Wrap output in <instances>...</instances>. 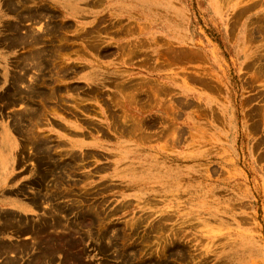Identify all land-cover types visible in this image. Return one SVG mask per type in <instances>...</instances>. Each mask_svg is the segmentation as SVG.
<instances>
[{"label":"rangeland","instance_id":"rangeland-1","mask_svg":"<svg viewBox=\"0 0 264 264\" xmlns=\"http://www.w3.org/2000/svg\"><path fill=\"white\" fill-rule=\"evenodd\" d=\"M20 181L0 264H264V0H0Z\"/></svg>","mask_w":264,"mask_h":264},{"label":"crops","instance_id":"crops-1","mask_svg":"<svg viewBox=\"0 0 264 264\" xmlns=\"http://www.w3.org/2000/svg\"><path fill=\"white\" fill-rule=\"evenodd\" d=\"M27 185H28L27 181H24V183L23 181H20V182H15L12 185L6 186V184H4L0 186V189L6 190L0 193V203L1 204L3 203L6 205L7 204L6 200H13L12 201L14 203L13 206H15V209H17L16 212L19 216L17 219H19L20 223H21V218H26V217L32 218L38 215L35 209L32 210L29 207V205L23 204L19 201H15V200H18V197L21 194L25 196L28 195L31 198L32 195H31L30 190H28L29 187ZM9 195H11V197ZM2 210H5V209H2ZM27 233H30V231L29 230L25 231V229L23 230L17 229L16 231H9L5 229L4 227H0V241H8L10 239L25 241L28 237H30V235H33V234L27 235Z\"/></svg>","mask_w":264,"mask_h":264},{"label":"bare ground","instance_id":"bare-ground-1","mask_svg":"<svg viewBox=\"0 0 264 264\" xmlns=\"http://www.w3.org/2000/svg\"><path fill=\"white\" fill-rule=\"evenodd\" d=\"M37 40H38V39H37ZM36 52H37V51H36ZM34 53H35V52H34ZM37 54H40V53L38 52V53H36V55H37ZM34 55H35V54H34ZM38 58H39V57H38ZM41 61H42V60H41ZM40 167H41V166H40ZM38 168H39V167H38ZM39 171H40V170H39ZM39 171H37L36 174H39V173H38ZM51 173H52V172H51ZM40 174H41V173H40ZM45 174H46V173H45ZM48 174H49V173H48ZM49 175H50V174H49ZM41 177H42V176H41ZM55 178H56V177H55ZM57 178H58V177H57ZM60 178H61V177H60ZM42 179H43V178H42ZM38 180H39V179H38ZM55 180H56V179H55ZM58 180H59V178H58ZM58 180H57V182H58ZM47 181H48V180H47ZM59 181H60V180H59ZM61 181H62V180H61ZM42 182H43V181H42ZM55 182H56V181H55ZM23 183H24V181H23ZM42 184H43V183H42ZM35 185H37V183L33 181V182H29L27 186H28L29 188H34V187L36 188ZM46 185H47V184H46ZM19 187H20V186H19ZM22 187H23V186H22ZM42 187H43V186H42ZM44 187L46 188L45 185H44ZM49 187H50V186H49ZM47 188H48V187H47ZM24 189H25V188H24ZM29 190H30V189H29ZM48 190H49V189H48ZM48 190H47L46 192H49V191H50V193H51V190H49V191H48ZM24 191H26V190H24ZM30 191H31V190H30ZM11 192H12V191H11ZM27 192H28V191H27ZM42 192H43V191H42ZM44 192H45V190H44ZM35 193H36V192H35ZM50 193H48V194H50ZM13 194H14V193H13ZM39 195H40V194H39ZM9 196L11 197V195H9ZM35 196H36V195H35ZM37 196H38V195H37ZM39 197H40V196H39ZM50 197H53L52 194H51ZM35 198H36V197H35ZM35 198H34V199H35ZM53 198H54V197H53ZM37 199H38V198H37ZM37 199H35V200H37ZM38 200H39V199H38ZM50 200H51V199H50ZM53 200H54V199H53ZM34 202H36V201H34ZM32 203H33V201H32ZM32 203H31V204H32ZM38 203H39V202H38ZM39 205H40V204H39ZM35 208H36V207H35ZM55 217H56V216H55ZM49 221H50V220H47V222H49ZM13 223H14V222H13ZM18 223H19V222H18ZM22 223H23V222H22ZM22 223H21V225H22ZM43 223H44V222H43ZM56 224H57V223H56ZM59 224H60V223H59ZM9 225H10V223H9ZM47 225H48V228H49V224H47ZM17 226H18V225H17ZM25 226H26V225H25ZM25 226H24V228H25ZM57 226H59V225H57ZM11 227H14V226L11 225ZM19 227H20V226H19ZM22 227H23V226H21V228H22ZM34 227H35V226H34ZM24 228H23V229H24ZM52 228H53V227H52ZM56 228H58V227H56ZM42 229H43V228H42ZM37 230H38V229H37ZM51 230H52V229H51ZM55 230H56V229H55ZM25 231H26V230H25ZM29 231H30V230H29ZM43 231H44V230H43ZM46 231H47V229H46ZM49 231H50V230H49ZM17 232H18V231H17ZM34 232H35V231H34ZM37 232H39V230H38ZM37 232H36V233H37ZM30 234H32L31 231H30V233H27V235H30ZM40 234H41V233H40ZM52 234H53V233H52ZM52 234H51V235H52ZM45 236H46V235H45ZM43 237H44V236H43ZM41 238H42V237H40V239H41ZM46 238H47V237H46ZM61 238H62V237H61ZM63 238H64V237H63ZM42 239H43V238H42ZM42 239H41V241H42ZM47 240H48V239H47ZM67 240H68V239H67ZM42 242H44V241H42ZM48 242H49V241H48ZM68 242H69V241H68ZM24 243H25V242H24ZM38 243H40V241H39ZM38 243H37V244H38ZM45 243H47V242H45ZM60 243H61V242H60ZM64 243H65V242H64ZM41 244H43V243H41ZM47 244H48V243H47ZM51 244H53V243H51ZM51 244H50V245H51ZM61 244H63V243H61ZM63 245H64V244H63ZM36 246H37V245H36ZM51 247H52V246H51ZM51 247H49V248H51ZM4 248H6V247H4ZM53 248H54V247H53ZM7 249H8V248H7ZM10 249H11V246H10ZM12 249H13V248H12ZM35 250H36V249H35ZM3 251H5V250L3 249ZM18 251H19V250H18ZM42 251H43V250H42ZM4 253H5V252H4ZM39 253H40V252H39ZM46 253H47V252H46ZM46 253L44 252V254H46ZM35 254H36V253H35ZM42 254H43V253H42ZM44 254H43V255H44ZM36 255H37V254H36ZM37 257H38V255H37ZM37 257H36V258H37ZM46 257L48 258V256H46ZM33 258H34V257H32V259H33ZM38 258H39V257H38ZM38 258H37L36 260L33 259V260H31V261H34V260H35V261L37 262ZM41 258H42V257H41ZM43 258H44V257H43ZM44 259H45V258H44ZM39 261H40V260H38V262H39ZM39 263H40V262H39ZM36 264H37V263H36Z\"/></svg>","mask_w":264,"mask_h":264}]
</instances>
